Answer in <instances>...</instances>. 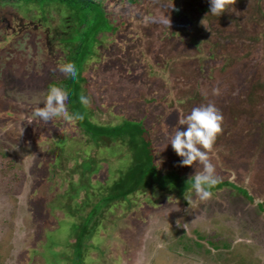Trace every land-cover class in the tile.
I'll use <instances>...</instances> for the list:
<instances>
[{"label": "rangeland", "instance_id": "374dc122", "mask_svg": "<svg viewBox=\"0 0 264 264\" xmlns=\"http://www.w3.org/2000/svg\"><path fill=\"white\" fill-rule=\"evenodd\" d=\"M107 1L103 8L114 28L111 32H117L103 43L98 65L88 68L92 81L98 78L110 84L109 92L91 87L94 96L101 95L94 102L105 113L98 119L123 113L144 120L157 148L160 171L180 170L193 176L202 165L180 166L168 135L174 128L185 129L178 122L193 108L214 104L223 115L224 130L208 151L209 160L220 183L249 191L245 198L234 187H225L206 201L192 190L184 199L172 192L147 194L135 210L122 208L109 214L87 241L90 245L81 264H264V212L257 207L264 203V20L262 12L256 13L264 10V0H256L255 7L251 1L233 4L235 13L220 16L209 13L208 0H151L142 31L135 14L133 18L124 14L122 4L128 2ZM19 7L0 6V100L6 99L19 117L9 123L0 119V140L9 134L7 145L0 143L4 155L0 163L7 168L0 169V177L14 180L8 186L0 184V264H74L77 238L72 216L83 213L86 190L76 191L71 209L50 211L51 203H67L68 182L80 184L78 174L70 175L76 164L94 156L101 171L90 179L106 176L111 184L115 179L110 174L120 166L126 169L131 156L121 147L83 152L85 145L76 143L82 136L72 127L75 120L56 118L45 124L33 114L35 107H43L52 79L66 78L59 66L67 55L55 39L61 34L60 25L52 21L58 12L50 14L44 27L34 21L36 10L27 9L31 5ZM112 12L118 18H112ZM165 17L168 25L159 22ZM17 27L25 33L11 42L5 40L17 34L7 30ZM214 89L219 94H213ZM234 128L245 139L242 146L254 154L249 160L243 159L248 155L236 143ZM13 131L18 139L11 141ZM69 136L77 139L60 143ZM39 163H47L48 168L41 167L34 177ZM36 178L39 192L34 193L32 205ZM94 181H90L92 191L98 193L101 188ZM223 208L224 215L211 214ZM217 226L220 233L213 244L210 239Z\"/></svg>", "mask_w": 264, "mask_h": 264}, {"label": "trees", "instance_id": "16d2710c", "mask_svg": "<svg viewBox=\"0 0 264 264\" xmlns=\"http://www.w3.org/2000/svg\"><path fill=\"white\" fill-rule=\"evenodd\" d=\"M123 1H125L126 3L128 2L129 5H133L129 6L127 4L128 6H126V4H122L123 6H125L123 7V10L125 11L124 14L128 18H133L135 14L140 22L137 27L142 31V29L144 28V22L146 20L147 13L151 8L148 5L151 0ZM101 2L102 7L100 5ZM103 3L104 0H0V6L2 7L7 5L18 7L22 4L28 6L31 5L32 7L27 9L31 12L36 10L35 13L37 15L35 16L34 21H38V23H41V25L44 27L48 26V23L52 18V12H58V17L53 18L52 21L54 22V26L60 25V30L58 31H60L61 34L58 35V38L55 37V39L58 40L60 48H63V52L67 55L65 64H71L75 66L78 70V75L75 80L69 79L67 77L61 80L52 79L48 89L53 86L64 89L69 96V101L66 106L68 109V113L70 115L75 113H79L80 115H82L83 118L80 120H75L77 125L72 124V127L74 126V131L78 129L77 135L81 134L82 139L85 140V142H83L82 139L79 142L76 141L78 145H85V149L83 150V152L92 149L100 152L103 150H114L116 147H121L125 153H128L127 156H129V158L131 156V158L129 159L130 163L125 167L126 169H123V167L120 166L117 173L112 175L109 172L110 176L115 179L111 184L109 183V178L107 179L106 176L104 178L99 177V180L96 181H94V179H90V177H93L96 172L101 171V167L95 162L96 158L94 156L88 158L89 160H83V162H80V164H76L70 171V175L71 177H73L74 175L78 174L80 177V184L76 186L74 183L68 182V192L64 195L65 197L63 196L65 199L69 200L67 203L59 201V206H55L53 203H51L52 209L50 208V211H53L54 209L60 210L63 207L71 209L73 208L71 203L73 201V198L75 197L76 191L78 189L86 190V202L82 201L81 203L82 208H84L83 213L77 214L78 216H72L74 220L73 222L77 224H74L75 230L73 232V234L76 235L77 238L76 243L73 245V248L75 249V259L73 262L74 264H81L83 262V257L88 250V245H90H87V241L95 236L98 231L97 228L101 226L105 219L106 221L108 220L109 214L111 215L116 212L117 209L122 208H124L125 210H135L138 201L141 198L145 197L147 194H154L157 192L160 195H166V193L172 192L174 194H177L179 198L184 199L191 190L190 182L192 176H186V174L184 175L183 171L180 170L169 171L166 173H162L160 171L155 159L157 148L153 144L151 131L149 130V127L145 125L144 120H135L127 117V115H124L123 113L116 115L113 114L110 120L107 119L101 121L100 119H98L99 115H103L105 113L101 112L100 108H98L97 103L94 102L96 100L95 98H99L101 97V95L97 96L95 94L94 96V92L91 91V87H93V89L94 87L107 89L106 91L109 92L110 84L105 83L101 79H98V76L96 75L94 76V78H97L96 82L92 81L90 79L88 70L92 65L95 64L93 67L98 65L101 57L104 56L102 54H99L102 46L104 45L103 43L106 39H112V37L116 35L117 32H115V30L114 32H111L114 28L108 20V16L105 12V9L103 8ZM129 7L131 9V13L129 12ZM38 9L40 11H38ZM227 10L228 14L235 13L234 8L229 7L227 8ZM111 16L112 18L116 17L114 16L113 12L111 13ZM132 20L133 19H131V21ZM83 24H87V27H83ZM75 27H79V29L75 32H72V28ZM19 29L21 30L22 28H9L7 30L9 34L12 32H15L17 34H11L10 36L7 35L5 40L11 42V38L14 36L17 37L18 33L20 35L25 33V29H22L21 31H19ZM112 45L113 48L118 47L114 40L112 42ZM49 49L51 48L49 47ZM131 59L132 58L129 59L128 63H130ZM90 73H93V71H90ZM81 94L89 97L91 101L89 106L85 107L81 105V103L79 102V96ZM107 112L112 113V109H109ZM15 117L17 116L11 111L6 102V99H1V121L9 123V121H12L13 119H15ZM223 130L224 128L222 126V131ZM15 133L16 132L14 131L12 132L13 137L11 138V141L13 139H18ZM232 133H234L232 135H239V131L236 132L235 128L233 129ZM18 134L19 133H17V135ZM7 136L9 137V134H6V136H4L2 140H0V143L7 145L5 138ZM69 137L70 138L61 139L60 143L69 144V142L73 143V141L77 139L76 137ZM244 142L245 139L238 136L236 142L240 143L238 144V146L245 149L242 146V143ZM245 151L247 153L246 155L248 156L247 158L243 157V159L249 160L254 154L252 153L250 155L247 149H245ZM3 156L1 154L0 159L3 158ZM234 156L241 157L238 154H235ZM46 165L47 163H45V165L44 163H39L33 171V176L38 177L40 168L44 167V169H47L48 166ZM2 168L5 169L6 167L2 163H0V169L2 170ZM181 172L183 174H181ZM100 179H102V181ZM12 180V178L9 180L7 176H1L0 184L8 186L5 184L10 183L9 185H11L14 182V180ZM36 180H34V189L30 193V198H32V205L35 197L34 193L39 192V190L37 189H39L38 181L40 182V180H37V182ZM69 181H72V179L70 178ZM90 181H94L100 185L101 189L100 191H98V193H94L92 191L93 186L92 184H90ZM230 186L231 188H235L236 193L240 194L241 196L244 195L245 198H247L246 195L248 196L249 191L247 188L243 189L230 183H219L214 188H212L211 191L213 193H217L223 190L225 187ZM147 200L150 203H154L153 200H150L148 198ZM35 203L37 204V202ZM214 204L218 206L217 203ZM257 207L259 209V212H264V203L258 204ZM223 209L224 210H222V212L220 213H217L219 211L215 212L216 210H212L214 212H211V214H213L214 216H216L215 214L224 215L226 210L225 208ZM75 218H80L81 221L77 223L75 221ZM216 229L218 230V232H216V235L211 237L210 239L213 244H215V242H218L217 238L219 236L218 234L220 233L218 226ZM195 233L198 234L199 231L195 230ZM213 233H215V231ZM199 235H201L202 238L204 236L201 233H199Z\"/></svg>", "mask_w": 264, "mask_h": 264}, {"label": "clouds", "instance_id": "9594fccd", "mask_svg": "<svg viewBox=\"0 0 264 264\" xmlns=\"http://www.w3.org/2000/svg\"><path fill=\"white\" fill-rule=\"evenodd\" d=\"M209 13L220 16L227 11L230 0H208ZM165 25L170 23L165 17L159 21ZM59 70L67 78L75 80L78 70L71 64H62ZM213 94H219L218 89L213 90ZM69 96L64 89L51 87L43 102V107L37 106L33 109V114L47 124L56 118H64L69 121L80 120L79 113L69 114L67 104ZM81 105L87 107L91 101L88 96H79ZM179 125L186 126L184 130L179 127L174 128L168 135V145L170 144L174 152L181 158L180 166H192L194 162L202 165V171L191 177V190L201 201H206L212 196L211 189L219 184L220 178L216 175L215 166L210 162L208 151L211 150L218 134L222 132L223 115L214 104L201 105L191 110L184 119L179 120Z\"/></svg>", "mask_w": 264, "mask_h": 264}, {"label": "flooded vegetation", "instance_id": "af4514ba", "mask_svg": "<svg viewBox=\"0 0 264 264\" xmlns=\"http://www.w3.org/2000/svg\"><path fill=\"white\" fill-rule=\"evenodd\" d=\"M249 1H251V2L254 3L256 0H231L230 3H232V4H231V5L228 4L227 8H229V7H230V8H234L233 4H235V6L238 7L239 4L242 5V3H248ZM251 2H250V3H251ZM253 3H252V5H250L251 7H252V6L255 7V3H254V5H253ZM226 12L228 13V10H227ZM226 12H224V13H226ZM260 12L263 13V20H264V10L261 9V8L257 9V12H256V13H257L258 15H259ZM252 15H253V14H252ZM253 16H256V15H253ZM255 21L258 22L259 20H257V18H256ZM263 24H264V22H263Z\"/></svg>", "mask_w": 264, "mask_h": 264}]
</instances>
